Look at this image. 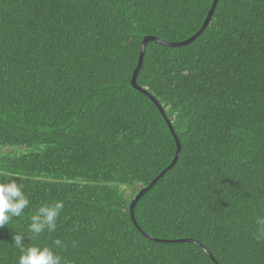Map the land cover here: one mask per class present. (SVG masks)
Here are the masks:
<instances>
[{"label": "trees", "instance_id": "16d2710c", "mask_svg": "<svg viewBox=\"0 0 264 264\" xmlns=\"http://www.w3.org/2000/svg\"><path fill=\"white\" fill-rule=\"evenodd\" d=\"M213 3L0 0V182L30 200L0 227V264H18L15 233L62 264H264V0H218L193 42L146 45L137 85L181 153L135 205L147 237L130 215L177 149L131 86L142 44L187 42Z\"/></svg>", "mask_w": 264, "mask_h": 264}, {"label": "clouds", "instance_id": "9594fccd", "mask_svg": "<svg viewBox=\"0 0 264 264\" xmlns=\"http://www.w3.org/2000/svg\"><path fill=\"white\" fill-rule=\"evenodd\" d=\"M30 205V200L25 195L22 185L15 179H8L7 182H0V227L8 225L14 217H21L24 210ZM64 207L63 202L57 201L52 205L41 206L31 216V223L28 231L33 237L39 236L45 230L54 232L57 219ZM257 231L264 234V217L257 220ZM25 236L15 233L13 245L18 248L21 255L18 257V264H62V257L56 254L49 247L29 246L25 244ZM31 240V238H28ZM54 246L63 247L62 241L57 239Z\"/></svg>", "mask_w": 264, "mask_h": 264}, {"label": "water", "instance_id": "95a60500", "mask_svg": "<svg viewBox=\"0 0 264 264\" xmlns=\"http://www.w3.org/2000/svg\"><path fill=\"white\" fill-rule=\"evenodd\" d=\"M218 0H214V3L212 5V8L209 12V15L201 29L200 32H198L193 38H191L190 40H188L187 42H184L182 44H178V45H170V44H165V43H162L156 39H153V38H146L145 41L143 42L142 44V47H141V52H140V57H139V63H138V66L136 68V70L134 71V75H133V78L131 80V86L134 90L144 94L145 96H147L148 99H150L154 105L157 107V109L160 111V113L162 114L163 118L165 119L172 135H173V138L175 140V143H176V156L172 162V164L155 180L153 181V183L151 185H149L148 188L146 189H143L134 199V201L132 202L131 206H130V215H131V218H132V221L134 223V225L136 226L137 230L144 236L147 237V235L140 229V227L138 226L135 218H134V208H135V205L137 204V202L168 172L170 171L177 163L178 159H179V156H180V153H181V145H180V142L178 140V137L176 136L175 134V131L171 125V123L169 122V120L167 119L166 115H165V112L163 110V108L161 106H159V104L150 96L148 95V93L141 89L138 85H137V78H138V74L141 70V67H142V64H143V57H144V53H145V48H146V45L149 43V42H155V43H160V44H163V45H166V46H171V47H182V46H185L191 42H193L196 38H198L202 33L203 31L206 29V27L208 26L209 22L211 21V18H212V15L214 13V10L216 8V4H217ZM160 243H163L162 241H158Z\"/></svg>", "mask_w": 264, "mask_h": 264}, {"label": "rangeland", "instance_id": "374dc122", "mask_svg": "<svg viewBox=\"0 0 264 264\" xmlns=\"http://www.w3.org/2000/svg\"><path fill=\"white\" fill-rule=\"evenodd\" d=\"M129 194V192H127V195Z\"/></svg>", "mask_w": 264, "mask_h": 264}]
</instances>
